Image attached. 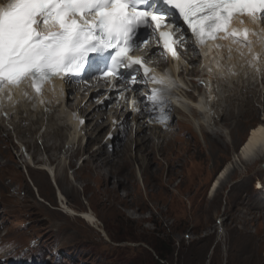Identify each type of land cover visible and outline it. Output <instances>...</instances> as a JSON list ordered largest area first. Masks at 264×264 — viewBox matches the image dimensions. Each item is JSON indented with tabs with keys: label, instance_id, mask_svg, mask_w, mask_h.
<instances>
[{
	"label": "rangeland",
	"instance_id": "374dc122",
	"mask_svg": "<svg viewBox=\"0 0 264 264\" xmlns=\"http://www.w3.org/2000/svg\"><path fill=\"white\" fill-rule=\"evenodd\" d=\"M242 63L246 60L236 61V70H244ZM189 68L184 67L180 82L198 98L202 88L193 83L198 75L190 74ZM238 76L230 78L241 87L249 88L250 82L258 81L257 77L247 75L241 80ZM254 90L256 87L251 86L249 92ZM228 96L222 94V98ZM14 99L8 109L16 108L17 113L20 104ZM263 103V98L261 102L255 101L254 119L246 118L240 125L229 120L222 125L235 130L233 137L226 136L225 131V138L216 139H204L199 134L196 138L181 135L174 142V146H180L178 151L168 155L172 149L165 148V157L178 161L174 168L167 167L157 154L159 164L144 165L135 160L133 151L126 168L130 183L118 186L112 176L108 187L117 195L102 202L93 193L99 189L94 182L91 190L87 188L92 173L83 168V162L89 153H80L68 166L66 151L78 147L74 132L66 133L69 144L64 149L50 153L60 158L62 168L68 166L62 170L56 167L58 163L51 167L46 156L42 167L36 165L44 154L43 141L29 135L19 138L13 127L5 125V135H0V163L10 161V167L0 172V178L5 180L0 184V246L7 245L0 250V260L5 259L0 264H264L263 161L230 173L221 182L217 197L216 191H212L218 174L246 141L249 130L263 119ZM176 115L168 121L169 131L175 132L179 119H184L182 113ZM213 116H218L215 111ZM185 119L192 127L190 119ZM203 120L211 130V118ZM85 124L93 126L94 136L101 134V141L93 143L94 152L112 132L111 125L107 121L97 124L94 119ZM130 124L122 139L121 135L116 136L111 154L124 149ZM8 135V140H4ZM24 141L38 147L36 160H31V151L22 149ZM189 141L191 155H187L185 146ZM82 144H87V140L82 139ZM24 161L27 165L21 164ZM56 175L66 180L59 184L54 180ZM74 175L78 181L73 179ZM153 245L168 255L166 261L160 263Z\"/></svg>",
	"mask_w": 264,
	"mask_h": 264
},
{
	"label": "snow or ice",
	"instance_id": "6c2138e0",
	"mask_svg": "<svg viewBox=\"0 0 264 264\" xmlns=\"http://www.w3.org/2000/svg\"><path fill=\"white\" fill-rule=\"evenodd\" d=\"M244 16L253 23L264 20V0H8L0 6V93L27 81L42 96L44 85L55 78L69 85L92 78L104 79L113 88L135 85L142 70L143 82L159 87L140 103L152 109L150 118L159 110V121L164 123L165 96L174 82L147 67V57L132 53L156 37L164 55L179 59L176 48L187 43L190 32L194 53L209 41L230 39L248 48L256 62L260 57L252 53L248 36L258 34L230 29L234 19ZM122 68L128 69L127 74ZM129 90L139 91L124 88L117 95Z\"/></svg>",
	"mask_w": 264,
	"mask_h": 264
},
{
	"label": "bare ground",
	"instance_id": "6f19581e",
	"mask_svg": "<svg viewBox=\"0 0 264 264\" xmlns=\"http://www.w3.org/2000/svg\"><path fill=\"white\" fill-rule=\"evenodd\" d=\"M237 59L239 62L241 60L243 62L244 60H246V63H242L241 66H243L242 68H244V71L247 70V75H249L250 78L257 77L258 83L255 81L256 85L254 82H250L248 86L249 88H246L241 87L240 85H235V83H233V87L229 89L228 81L215 80L213 81L215 97L217 98L221 94V92L224 95L227 94L229 96L221 98L220 101L213 100L211 102H208V98H205L203 96L202 101L199 102V100L190 97V94L187 93V96L191 98H189L191 101H188V97H186L182 93L183 88L179 87L175 90L174 93V95L177 96L172 99L174 104L170 105L166 102L167 108L165 110V112H169V120L177 116L176 114L178 112L179 114L182 113V116H184V119H179V121L177 122L176 131H169L167 122L163 123L164 128L167 129L165 131H162L161 124L157 123L150 125L149 123H147L144 120L146 115H135L130 121V134L127 137V144L124 146L123 150H117L116 153L113 154H111V152L109 151L108 145L113 144L114 141L118 140L116 136L118 137V135H121V137L119 138L122 139V137L126 135L130 124V114L128 113L125 116V114L118 115L114 113L111 117H109L110 121L108 120L107 122L111 125L112 132L108 133L113 135V139L104 143V140L106 138L105 137L102 145L98 147V149L94 152H91L93 143H99L101 141V134H99L97 137L94 136L92 134V132L94 131V129L92 128L93 126L90 127L88 125L80 130L79 124H74V114H77V111L79 110L81 119L89 122L93 121L95 117H97V120H104L106 112L103 108H101L102 106H87L90 101H87L84 95L79 94L74 97L71 95V91L69 89L68 97L63 101L61 99H58L57 96H53V93L51 92H46L43 96L35 100L32 97L31 93H27L23 88H20L18 90H15L10 96V100H13V98L15 97L14 101L16 103L19 102L20 104L17 113L13 115L12 113L4 110V114L8 115V126L14 128V132H16V135L19 138H24V136L29 135L35 140L43 141L44 154L40 153L42 159L36 162V165L40 167H42L43 164V157L46 156L47 161L49 162L51 167L58 163L56 165L57 168L66 170L68 166H71L73 164L80 153H89L88 159L83 162V168L89 169L92 173L90 177L92 180L88 183L87 188L88 190H91V184L92 182H94L99 189L97 191L94 190L93 193H95L97 198H99L102 202L108 200L112 195H117L116 192H111L110 188L108 187V180L112 176L117 179L118 186H125L130 183V175L126 172V168L128 165V157H132L133 151H135L133 152L135 160L141 161L144 165H150V163L157 164V162L159 164L160 162L156 160V158L158 157L155 156L157 154L166 162L167 167L174 168L178 164V161L176 159L171 160L168 157L166 158L165 148L167 147L169 148V150L172 149L169 151L168 155H173L176 151H178L180 149V146H174V142L176 140H179V137H181V135L191 134L192 138H196L197 134H199L204 139H216L221 137L225 138V131L227 132L226 136L229 135L233 137L235 130L226 129V127L222 126L224 123L231 120L235 121L236 125H240V123H243L244 119L246 118L254 119L257 113L256 110H254L255 101L258 100L261 102L262 98L264 100V78H261V80H259V75H261V68L264 69V60L259 61L258 63L252 62L251 55H249L247 52H244L243 56H241L240 54L234 56L233 61L236 62ZM205 60L206 62L208 61L207 58ZM155 63L158 67L163 66V64L159 61V58L157 59V61H155ZM246 64L247 67H245ZM237 73L239 75V79L243 80V76H240V71L233 72L234 75ZM202 78H204V76ZM202 78L199 79L203 80ZM251 86L256 87V90H254V92L252 93L249 92ZM260 88L262 89L260 90ZM241 96H243V98ZM54 97H57L54 99V103L56 105L51 101V99ZM0 100V109H7L11 107V104L7 107L5 106L4 99ZM85 102L86 104L84 105ZM187 102L191 104L189 106V109L187 106L189 103L187 104ZM177 105L179 106V108ZM214 111L218 115L216 118L214 116L212 117V112ZM154 117L156 119H159V112H156L154 114ZM185 117L190 119L191 125L193 123V128L190 127V125L187 123L188 120H186ZM203 117L211 118V120H209L213 122V128L211 130L205 127L207 125H204L205 123L202 122ZM0 119V135H5L6 131H4V127L7 120L3 119L2 115ZM113 119L115 120V122L113 121ZM97 124H99V121H97ZM113 125H116V127L113 128ZM73 132L74 141L77 142L75 144L78 147L75 148L74 146V148H69L66 151L65 154L66 160L68 161V166L62 168L59 163L60 158H58L56 155H50V153H57L62 148L64 149L65 146L69 144V139L66 138V133L71 135ZM9 136L10 135L6 136L4 140L7 141ZM77 137H79L80 139H78ZM188 138H190V136ZM82 139H86L87 144L81 145ZM150 140H153L155 143L153 141L150 143ZM185 146L188 150L187 155H191L190 150L192 149L190 141L186 142ZM21 147L22 149H25L26 152L31 151V160H36L37 153L39 152L37 146L31 144L30 142L24 141L21 143ZM127 151H130L129 155L126 154ZM0 156H2L1 152ZM21 158L22 156H20V159ZM263 159L264 113L263 119L260 121V123L255 128L249 130L246 141L236 153H233L230 161L218 174V178L213 183L212 188V191H216L215 194L213 193L214 197H217L220 194L222 190L221 182L224 181L230 175V173L238 170L240 171V169H243V167L262 162ZM21 164L27 165L26 161ZM8 167H10V161L6 162L3 165H1L0 163V172L7 170L6 168ZM12 168L14 169L15 167L13 166ZM160 170L162 169L160 168ZM64 179L66 180V178ZM64 179L58 177V175L54 177L55 182H59V184H62V181ZM73 179L75 181L79 180V178L75 175ZM4 181L5 180L3 178H0L1 185H3ZM72 192L74 193V191Z\"/></svg>",
	"mask_w": 264,
	"mask_h": 264
},
{
	"label": "trees",
	"instance_id": "16d2710c",
	"mask_svg": "<svg viewBox=\"0 0 264 264\" xmlns=\"http://www.w3.org/2000/svg\"><path fill=\"white\" fill-rule=\"evenodd\" d=\"M153 248H154V251L157 253V255L159 256V258H160V263H162L163 261H166L167 260V256L168 255H164L163 253H162V250H161V248H159L157 245H153Z\"/></svg>",
	"mask_w": 264,
	"mask_h": 264
},
{
	"label": "water",
	"instance_id": "95a60500",
	"mask_svg": "<svg viewBox=\"0 0 264 264\" xmlns=\"http://www.w3.org/2000/svg\"><path fill=\"white\" fill-rule=\"evenodd\" d=\"M262 168L264 169V159H263V164H262Z\"/></svg>",
	"mask_w": 264,
	"mask_h": 264
}]
</instances>
